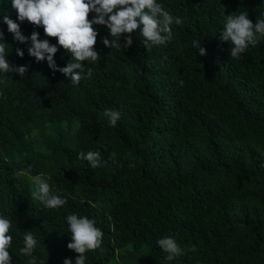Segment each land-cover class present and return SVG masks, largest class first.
I'll use <instances>...</instances> for the list:
<instances>
[{
  "label": "trees",
  "instance_id": "16d2710c",
  "mask_svg": "<svg viewBox=\"0 0 264 264\" xmlns=\"http://www.w3.org/2000/svg\"><path fill=\"white\" fill-rule=\"evenodd\" d=\"M157 3L183 20L170 42L148 51L137 29L128 48L111 49L102 43L108 30L97 25L101 59L81 62L92 76L73 85L29 56L30 39L16 42L3 17L25 37L36 31L53 45L56 38L18 21L11 0H0L6 59L28 65L24 77L0 72V216L12 221V264H27L26 231L37 239L38 260L75 264L78 254L67 248L73 213L103 232L86 264H264V37L240 59L220 39L227 15L247 11L255 23L264 0ZM53 60L62 68L71 54L58 48ZM106 108L120 112L115 127ZM88 151L101 153L99 167L77 158ZM41 173L67 200L63 207L33 198L32 177ZM166 236L185 254L167 261L157 244Z\"/></svg>",
  "mask_w": 264,
  "mask_h": 264
},
{
  "label": "clouds",
  "instance_id": "9594fccd",
  "mask_svg": "<svg viewBox=\"0 0 264 264\" xmlns=\"http://www.w3.org/2000/svg\"><path fill=\"white\" fill-rule=\"evenodd\" d=\"M12 9L17 14V20L27 21L34 27H42L49 38H56L55 45L49 40L38 39L39 33L33 31L30 37L22 35L20 24L10 19L7 15L3 17V23L7 25L8 32L18 43H26L29 39L31 47L28 55L34 57L37 62L47 60L48 67L53 72H59L70 79L73 85H79L84 79H90L93 68L82 66L81 62L89 64L97 63L101 58L94 49L97 42L98 30L95 26H104L111 40L107 37L102 43L107 48H128L132 44V33L139 29V36L143 37L141 44L150 51L153 46L165 45L173 39V24L180 26L183 20L171 15L157 0H11ZM95 16L89 19V14ZM124 43L121 44V36ZM264 37V17L256 19L255 23L248 19L247 11L239 14L227 15V19L220 34V39L231 42L230 56L240 59L250 45L255 46L259 39ZM193 47L199 48L200 56L205 54L200 47V42L194 40ZM9 45L4 42L3 31H0V72L5 74L15 73L24 77L28 65L21 67L13 66L7 59ZM58 48L71 54L66 66L58 68L53 60ZM18 57H23L20 49L16 50ZM167 59V57H165ZM184 81H180L183 86ZM2 95V94H0ZM103 115L108 118L111 126L115 127L120 119V112L113 109H105ZM116 153H111L115 158ZM78 159L86 160L92 168L99 167L102 163L99 151L80 152ZM27 172H31L29 167ZM34 180L33 198L38 200L46 208L56 209L63 207L67 200L55 194L49 183L50 177L43 173L32 177ZM67 224L71 232L72 242L67 245L69 250L78 255L75 264H86L85 253L89 250L100 249L103 243V232L96 227L94 219L78 214L67 216ZM12 221L0 216V264H12V257L8 251L13 237L9 235ZM24 246L20 253L29 257L27 264H45L43 259L38 260L33 255L37 245V239L32 231H26L23 237ZM158 246L167 254L165 259L172 261L185 254L176 239L166 236L157 241ZM196 251L195 247L190 249ZM63 264H71L65 259Z\"/></svg>",
  "mask_w": 264,
  "mask_h": 264
},
{
  "label": "rangeland",
  "instance_id": "374dc122",
  "mask_svg": "<svg viewBox=\"0 0 264 264\" xmlns=\"http://www.w3.org/2000/svg\"><path fill=\"white\" fill-rule=\"evenodd\" d=\"M25 151L23 149L20 150V155H23ZM138 244V241H136V245Z\"/></svg>",
  "mask_w": 264,
  "mask_h": 264
}]
</instances>
